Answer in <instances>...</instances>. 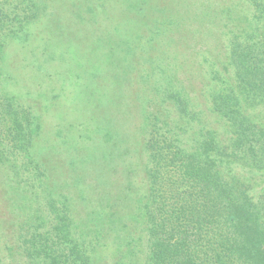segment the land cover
Masks as SVG:
<instances>
[{"label":"rangeland","instance_id":"1","mask_svg":"<svg viewBox=\"0 0 264 264\" xmlns=\"http://www.w3.org/2000/svg\"><path fill=\"white\" fill-rule=\"evenodd\" d=\"M162 5L170 35L156 36L153 47L146 42L149 51L137 61L141 38H149L147 29L140 35L146 16ZM233 38L264 42V0H0V95L27 109L38 127L34 152L15 160L0 147V264H41L26 256L22 240L48 226L50 203L72 219L90 264H126L127 241L117 243L99 226L111 221L92 214L106 203L96 185H112L122 171L139 180L149 125L157 122L165 132L180 114L172 94L187 101L189 114L179 125L187 141L203 139L197 112L211 110L214 93L238 89L228 57ZM130 74L138 80L125 88ZM133 89L143 94L146 113L144 135L130 148L135 140L118 135L122 121L115 114L125 115L124 94ZM236 94L250 121L264 128V101ZM105 155L104 172L86 174ZM26 161L33 164L25 168ZM260 174L250 170L244 183L264 203Z\"/></svg>","mask_w":264,"mask_h":264},{"label":"trees","instance_id":"2","mask_svg":"<svg viewBox=\"0 0 264 264\" xmlns=\"http://www.w3.org/2000/svg\"><path fill=\"white\" fill-rule=\"evenodd\" d=\"M164 7L157 14L150 12L146 16L148 22L140 35L149 30V38H141L142 50L135 53L137 61L149 51L146 42L153 43V47L156 36L170 35L169 17L161 13ZM1 52L0 43V67ZM228 52L235 83L246 96L244 99L263 102L264 42L233 38ZM130 75L125 88L128 84L134 87L133 80H138ZM238 89L214 93L211 110L197 112L199 123L205 125L201 130L203 139L198 142L187 141V132L179 126L189 114L187 101L172 94L180 114L171 118V129L165 132L156 127L157 122L149 125L142 140L147 159L145 164L140 163L144 174H139V180L134 174L124 176L126 171H122L119 175L125 182L119 183L118 175L112 185L96 183L106 203L92 214L111 221L99 226L110 235L116 234L117 243L127 241L126 264H264V203L254 201L244 183L250 170L264 171V128L250 121L242 98L236 94ZM133 91L124 94L125 115L115 114L122 121L118 135L125 141L135 140L130 148L144 135L142 122L146 113V108L140 106L143 94ZM212 116L220 120L215 123ZM219 122L223 130L217 126ZM37 131L27 109L1 94L0 147L6 155L18 160L22 152H34ZM112 155L109 159L116 157ZM101 159L104 162L92 160L86 174L93 176L99 169L104 172L107 155ZM47 161L51 166L52 162ZM26 162L25 168L33 164ZM35 167L38 168L36 164ZM36 186L41 187L42 183L37 182ZM47 212L48 226L42 231L34 230L22 240L26 256L40 260L41 264H90L83 247L86 243L82 237L74 236L73 221L65 209L50 203ZM134 236L136 239H131Z\"/></svg>","mask_w":264,"mask_h":264}]
</instances>
